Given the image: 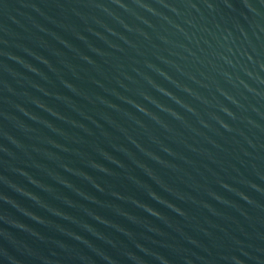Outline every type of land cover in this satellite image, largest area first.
<instances>
[{
	"label": "water",
	"instance_id": "obj_1",
	"mask_svg": "<svg viewBox=\"0 0 264 264\" xmlns=\"http://www.w3.org/2000/svg\"><path fill=\"white\" fill-rule=\"evenodd\" d=\"M0 264H264V0H0Z\"/></svg>",
	"mask_w": 264,
	"mask_h": 264
}]
</instances>
